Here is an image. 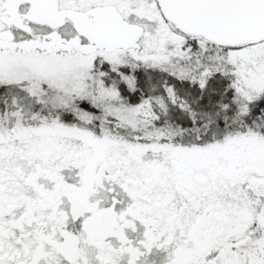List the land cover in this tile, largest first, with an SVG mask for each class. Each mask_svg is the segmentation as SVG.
Wrapping results in <instances>:
<instances>
[{
	"label": "snow or ice",
	"instance_id": "obj_1",
	"mask_svg": "<svg viewBox=\"0 0 264 264\" xmlns=\"http://www.w3.org/2000/svg\"><path fill=\"white\" fill-rule=\"evenodd\" d=\"M0 264H264V0H0Z\"/></svg>",
	"mask_w": 264,
	"mask_h": 264
}]
</instances>
